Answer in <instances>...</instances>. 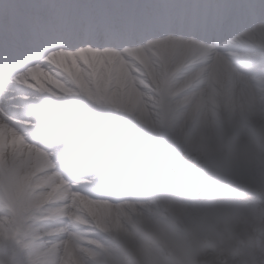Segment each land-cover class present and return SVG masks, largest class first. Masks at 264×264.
Segmentation results:
<instances>
[{
  "label": "snow or ice",
  "instance_id": "1",
  "mask_svg": "<svg viewBox=\"0 0 264 264\" xmlns=\"http://www.w3.org/2000/svg\"><path fill=\"white\" fill-rule=\"evenodd\" d=\"M255 100L264 0H0V264H104L138 202L200 179L175 131Z\"/></svg>",
  "mask_w": 264,
  "mask_h": 264
},
{
  "label": "clouds",
  "instance_id": "2",
  "mask_svg": "<svg viewBox=\"0 0 264 264\" xmlns=\"http://www.w3.org/2000/svg\"><path fill=\"white\" fill-rule=\"evenodd\" d=\"M200 179L173 181L138 202L114 233L104 264H227L242 251L249 228L264 207L245 201V192L264 195L242 178L264 169V101L225 105L211 119L179 127Z\"/></svg>",
  "mask_w": 264,
  "mask_h": 264
},
{
  "label": "rangeland",
  "instance_id": "3",
  "mask_svg": "<svg viewBox=\"0 0 264 264\" xmlns=\"http://www.w3.org/2000/svg\"><path fill=\"white\" fill-rule=\"evenodd\" d=\"M159 184V182H158ZM162 187V185H160ZM242 199L245 200V201H256L258 202L259 206L261 207H264V195H260L256 192H253V191H248V192H245L242 196ZM264 218H261V220L255 224V227H254V230L258 229V226L261 225L262 221H263ZM251 230L252 233H256L254 230H252L253 228H249ZM262 232L264 233V228L262 230H259L258 234H255V235H262ZM248 234V233H247ZM245 242V240H244ZM234 256H231L227 259L230 260V264H235V258ZM232 259V260H231Z\"/></svg>",
  "mask_w": 264,
  "mask_h": 264
},
{
  "label": "trees",
  "instance_id": "4",
  "mask_svg": "<svg viewBox=\"0 0 264 264\" xmlns=\"http://www.w3.org/2000/svg\"><path fill=\"white\" fill-rule=\"evenodd\" d=\"M263 228H264V219H263L261 225L258 226V229L254 230V231L256 232L255 234H258L259 230H262ZM252 230H253V229H252ZM247 233H248V234H254V233L251 232L250 229L248 230ZM248 234H247V235H248ZM255 234H254V235H255ZM247 235H246L245 238H244L245 242H246V237H247ZM262 235H264L263 232H262ZM234 258H235V257H234ZM234 258H232V259H234ZM232 259H231V260H232ZM227 264H230V260L227 261Z\"/></svg>",
  "mask_w": 264,
  "mask_h": 264
}]
</instances>
